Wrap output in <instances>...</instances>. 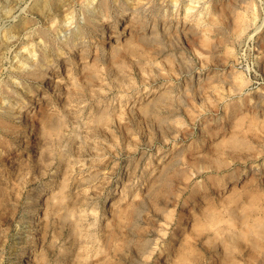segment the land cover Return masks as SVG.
I'll return each instance as SVG.
<instances>
[{
  "label": "clouds",
  "instance_id": "1",
  "mask_svg": "<svg viewBox=\"0 0 264 264\" xmlns=\"http://www.w3.org/2000/svg\"><path fill=\"white\" fill-rule=\"evenodd\" d=\"M214 2L0 0V191L5 183L12 192L19 186L12 181L7 159L14 158L13 163L19 161L23 171L17 179L20 185L25 184L30 168L39 169L43 160L51 161L50 148L67 135L65 129L70 117L75 116L88 125L83 117L85 103H98L101 93L105 97L109 93L123 94L127 106L130 102L142 103L157 91L155 84L160 77H165L171 87L175 66L184 59L183 47L178 43L181 34H203L222 26L223 14L213 13ZM242 8L240 12L237 8L230 10L233 15L247 18V28H264V0H244ZM150 107L151 104L141 109L145 120L151 115ZM201 114H205L203 110ZM117 118L123 122V114ZM226 118L217 117L210 124L222 127ZM180 130L192 134L188 125ZM145 137L149 139L150 134L145 132ZM135 138L139 147V138ZM27 140H34L37 145L36 158L30 157V162L17 156L19 145ZM178 140V135L171 141L165 139L169 147L148 157L157 163L138 168L136 183L121 199V204L127 206L130 196L132 203L139 202L142 206L144 215L140 227L133 232L136 243L132 246L144 241L150 246L139 264H159L158 259L150 260L157 254L159 257L167 254L164 264H173L170 251L176 239L173 234L177 230L183 233L184 228L183 219L168 210L170 205L182 203L185 208L196 207L201 215H211L207 201L214 194L217 201L223 200L229 185L241 183V177L247 175L245 169L251 154L256 151L252 147L246 154L232 146L234 141L246 142L247 133L243 129L239 130V136L228 140H220L219 135L213 139L209 132L203 140L215 147L209 146L207 155L192 152L179 145ZM116 144L119 147V141ZM136 150L130 148L129 152ZM190 153L192 162L185 158ZM260 155H264V144ZM258 170L256 165L252 166L254 173ZM108 183L110 180L88 185L95 195L86 197L84 207L91 209L86 216L96 231L111 227L100 207ZM43 188V183L35 181V190L25 198L20 218L14 219L12 228L0 223V264H5L6 256L8 264H33V258L35 264L45 261L54 264L64 257L66 249L61 239L53 237L50 244L41 247L35 221L39 220L36 209L43 199ZM18 204L19 197L11 201L13 209ZM2 206L4 201L0 200ZM161 220L165 221L163 226ZM228 238L264 252V234L245 237L229 232ZM47 250L52 252L51 259ZM246 264L251 262L246 260Z\"/></svg>",
  "mask_w": 264,
  "mask_h": 264
},
{
  "label": "rangeland",
  "instance_id": "2",
  "mask_svg": "<svg viewBox=\"0 0 264 264\" xmlns=\"http://www.w3.org/2000/svg\"><path fill=\"white\" fill-rule=\"evenodd\" d=\"M243 3L244 0H215L212 10L217 16L223 14L222 26L206 30L203 34H181L178 43L183 47L184 59L175 66L172 91L169 97L164 98L165 102L157 97L160 89L169 87L165 77L158 79L155 84L157 91L142 103L130 102L125 106L122 94L109 93L105 97L101 93L98 103H85L83 117L88 125L85 126L75 116L70 117L65 129L67 135L50 148L51 161L45 159L39 169L30 168L25 184L20 185L17 179L23 171L18 166L19 161L13 163L14 158L7 159L6 166L13 173L12 181L19 186L12 192L9 191V184L5 183L3 191H0V200L4 201V206L0 207V223L5 228H12L14 219L20 218L25 198L35 190V181H40L44 184L39 206L41 247L50 244L55 237L62 240L66 249L64 257L54 264H139L146 254L145 249L150 246L148 241L132 246L136 243L133 232L140 227L144 215L142 206L139 202L132 203L130 196H127V206L121 204L122 197L137 181V169L157 163L156 160L149 161L148 157L169 147L165 139L171 141L178 135L179 145L207 155V148L215 147L203 140L209 132H212L213 139L219 135L220 140H228L239 136L240 129L247 133V140L242 142V148L239 145L237 149L245 152L252 147L256 149L245 169L247 175L241 177V183L228 186L223 200L217 201L214 194L206 206L211 212L218 209L214 213L221 218H228L227 209L234 207L233 211H241L249 199L255 201L254 206L261 207L258 210L264 214V155H260L261 145L264 144V28L249 29L246 27L247 18L240 19L241 16L231 13V8L243 11ZM149 104L151 115L149 120H145L141 109ZM102 114L103 118L100 117ZM121 114L123 122L117 118ZM217 117H227L222 127L210 124ZM113 120L115 123L110 122ZM184 125L191 129V136L180 130ZM145 132L150 134L149 139H146ZM136 136L140 141L139 147ZM19 147L17 156L25 161H29L30 157L33 160L36 158L34 140H27ZM130 148L137 150L130 153ZM185 158L192 162L191 153ZM253 165L259 169L255 173ZM105 180H110V183L104 189L106 194L100 200V207L111 227L96 231L90 227V218L86 216L91 209L85 208L84 204L87 196L95 195L88 185L102 184ZM18 197L19 204L13 209L11 201H16ZM112 201L116 204L110 207ZM168 210L183 219L184 228L183 233L177 230L173 234L176 237L170 249L173 263L178 264L180 254L189 256L190 264L216 263L211 250L214 247L209 240L215 238L217 227L196 207L185 208L182 203H174ZM164 222L160 221L161 226ZM169 239H172L171 235ZM126 243L128 247H125ZM219 249L222 250V247ZM47 251L51 259L52 252ZM157 259L159 264H164L167 254L150 258L153 262ZM5 264H8L7 256Z\"/></svg>",
  "mask_w": 264,
  "mask_h": 264
},
{
  "label": "bare ground",
  "instance_id": "3",
  "mask_svg": "<svg viewBox=\"0 0 264 264\" xmlns=\"http://www.w3.org/2000/svg\"><path fill=\"white\" fill-rule=\"evenodd\" d=\"M237 18H239V17H237ZM240 19H243V18L240 17ZM238 21H239V19H238ZM237 24H238V22H237ZM235 26L236 25H234V27ZM172 86H173V84H171V87H167L168 89H166V90L165 89H163V90L160 89L158 91L159 95L157 97H159V99H161V100H163L164 98L169 97V92L172 91ZM189 88H190V86H189ZM165 101L166 100L164 99V102ZM157 103H159V102H157ZM156 107H157V105H156ZM103 116H104V114H102V116H100V117L103 118ZM159 119H161V117ZM99 120L100 119H98V121ZM242 120H243V118H242ZM95 122H97V121H95ZM241 125H242V122H241ZM252 128H254V127H252ZM248 133H250V132H248ZM239 145H241V146H239ZM232 146L234 148H236V149H237L238 146L242 148V142L234 141ZM241 148H239V149L241 150ZM119 199H120V197H118L117 201ZM248 201H249V199H248ZM248 201H247L248 204H246V205L244 204L242 206V210L241 211H239L238 209H237L238 211L237 210L233 211L234 207H233V209L232 208L227 209L228 210L227 213L229 212V217L228 218H226V217H222L221 218L220 215L218 216L216 213H214L215 211L218 210V209L216 210L215 208H214L215 211L212 212L211 215L206 216V219L209 220L214 226L217 227V228L215 227L216 228V236L213 235L215 238L213 237L214 238L213 240L212 239L209 240V237H208V240L210 241L212 247H214L213 249H211V250H213L212 251V256H213V258H216V260H217L216 263L214 262L212 264H246V260L250 261L251 264H261V261L264 260V252H262L260 249L254 248V247L241 246L240 244L234 243L232 240H229V238H228L229 232H235V233L241 234V235H243L245 237H250L252 233H255L257 236L264 234V214L262 213V210H261V212H260V210H258L261 207H259V206H258L259 208L255 207L254 206L255 201L254 202L252 200H251L252 202L251 201L248 202ZM115 204H116L115 201H112L110 207H113ZM228 207H230V206L228 205ZM36 212L39 215V220H37L35 223L39 227L40 209L39 208L36 209ZM71 212L72 211H70V213ZM224 218H226V219H224ZM204 225H206V224H204ZM201 227L204 228L205 226H201ZM201 227H199V228H201ZM207 227H205V228H207ZM209 229H210V227H209ZM200 233H198V234H200ZM210 236H212V235H210ZM186 244H187V242H186ZM220 246L222 247V250L219 249ZM233 249H235V251ZM241 256L244 257V259H242ZM188 257L189 256H187L186 254H180L179 257H178L177 263L178 264H190L191 261H189ZM209 262H211V261H209ZM173 264H175V263H173Z\"/></svg>",
  "mask_w": 264,
  "mask_h": 264
}]
</instances>
